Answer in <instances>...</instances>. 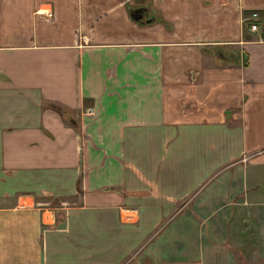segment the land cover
<instances>
[{
    "label": "crops",
    "instance_id": "crops-1",
    "mask_svg": "<svg viewBox=\"0 0 264 264\" xmlns=\"http://www.w3.org/2000/svg\"><path fill=\"white\" fill-rule=\"evenodd\" d=\"M178 1L0 0V264H264V0Z\"/></svg>",
    "mask_w": 264,
    "mask_h": 264
},
{
    "label": "rangeland",
    "instance_id": "rangeland-1",
    "mask_svg": "<svg viewBox=\"0 0 264 264\" xmlns=\"http://www.w3.org/2000/svg\"><path fill=\"white\" fill-rule=\"evenodd\" d=\"M34 1L39 3L41 0H34ZM45 1H48L49 3L54 5V2H53L54 0H45ZM86 1L88 3L87 6L82 7L83 0H71V7L76 12V14L78 15L76 24H79L78 30L80 31L79 34H81V35H85V34L90 35L88 33L89 31H87L85 29H87V28L91 29L94 25H95V28L104 29V27H105L104 24L108 23V22L112 23L110 31L112 30V32L115 31V33L116 32L119 33L120 30L126 29L127 33L129 35L134 33L135 29H137V26H139V25L141 26L145 23H147L150 26L155 21L156 22L161 21L166 26L172 25L174 23L175 24H181V25H184L185 23L187 24V22L183 21V17L178 16V15L173 20L170 19L169 16H167L163 19L162 11L155 8L152 0H125L124 2H122V0H111V1L86 0ZM48 2H46V5L49 4ZM178 3L179 4L187 3V0H179ZM51 4H49V5L51 6ZM137 5H143L144 7L147 8V14L145 15L144 18H150L151 21H154L155 19L156 20L154 22H150V23L149 22L139 23V22L134 21L133 19L131 20L129 18V15H128V10L132 7L137 6ZM16 6L17 5L14 4L13 6H11V8H16ZM176 10L179 11L180 7H176ZM83 20H86V21L88 20L87 22L90 21L89 23H87L86 27H84V25H82ZM146 21H148V19ZM183 36H184V34H180V37H183ZM129 37H132V35ZM83 38L85 40L88 39L86 37H83ZM217 46L218 47L215 48V50H209V51H213V53H218V54L220 53L221 56L225 57V59H224L225 62L229 61V60L231 62L236 61L234 59L236 58V55L239 52L237 50L235 52V48H233L231 46H228L225 48L220 47L221 45H217ZM237 56L239 57V55H237ZM262 123L264 125V122H262ZM50 203H52V201ZM179 212H180V210H179ZM244 261H245V259L241 258L240 264H248V263H245Z\"/></svg>",
    "mask_w": 264,
    "mask_h": 264
},
{
    "label": "flooded vegetation",
    "instance_id": "flooded-vegetation-1",
    "mask_svg": "<svg viewBox=\"0 0 264 264\" xmlns=\"http://www.w3.org/2000/svg\"><path fill=\"white\" fill-rule=\"evenodd\" d=\"M133 8H139L140 10L137 11V14L140 13V17L138 20H134L136 22H139V23H143V22H149L151 19L150 18H144L145 15L147 14V8L144 7L143 5H137L135 7H132L130 9H133ZM148 19V21H146Z\"/></svg>",
    "mask_w": 264,
    "mask_h": 264
},
{
    "label": "water",
    "instance_id": "water-1",
    "mask_svg": "<svg viewBox=\"0 0 264 264\" xmlns=\"http://www.w3.org/2000/svg\"><path fill=\"white\" fill-rule=\"evenodd\" d=\"M140 10L139 8H133V9H129L128 10V15L129 18L133 19V20H138L139 17L141 16L140 13L137 14V11Z\"/></svg>",
    "mask_w": 264,
    "mask_h": 264
},
{
    "label": "built area",
    "instance_id": "built-area-1",
    "mask_svg": "<svg viewBox=\"0 0 264 264\" xmlns=\"http://www.w3.org/2000/svg\"><path fill=\"white\" fill-rule=\"evenodd\" d=\"M254 14V13H252ZM47 17H50L51 16V12L48 11L46 14H45ZM249 30H255L257 28V25L255 22H250L249 23V26H248ZM89 111L91 110V108L88 109Z\"/></svg>",
    "mask_w": 264,
    "mask_h": 264
}]
</instances>
